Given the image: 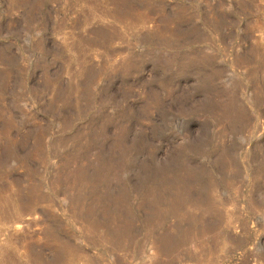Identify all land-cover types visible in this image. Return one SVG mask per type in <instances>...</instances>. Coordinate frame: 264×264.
<instances>
[{
    "label": "rangeland",
    "instance_id": "1",
    "mask_svg": "<svg viewBox=\"0 0 264 264\" xmlns=\"http://www.w3.org/2000/svg\"><path fill=\"white\" fill-rule=\"evenodd\" d=\"M0 264H264V0H0Z\"/></svg>",
    "mask_w": 264,
    "mask_h": 264
}]
</instances>
